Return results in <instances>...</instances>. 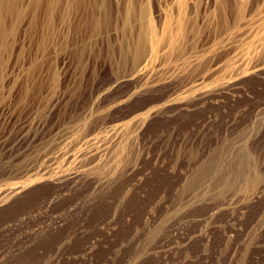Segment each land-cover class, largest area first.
Returning a JSON list of instances; mask_svg holds the SVG:
<instances>
[{
  "label": "rangeland",
  "instance_id": "rangeland-1",
  "mask_svg": "<svg viewBox=\"0 0 264 264\" xmlns=\"http://www.w3.org/2000/svg\"><path fill=\"white\" fill-rule=\"evenodd\" d=\"M0 264H264V0H0Z\"/></svg>",
  "mask_w": 264,
  "mask_h": 264
}]
</instances>
